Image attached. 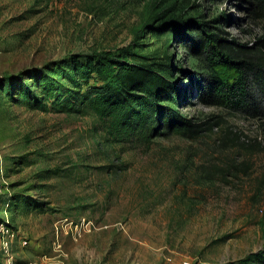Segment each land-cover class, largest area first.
Returning a JSON list of instances; mask_svg holds the SVG:
<instances>
[{"label":"rangeland","instance_id":"obj_1","mask_svg":"<svg viewBox=\"0 0 264 264\" xmlns=\"http://www.w3.org/2000/svg\"><path fill=\"white\" fill-rule=\"evenodd\" d=\"M247 7L0 0V264H238L264 249V115L204 103L210 70L192 44L153 34L170 11L257 57L264 18ZM126 48L171 57L185 95L175 109L201 124L197 138L113 143L94 114L31 105L46 81L69 85L60 69Z\"/></svg>","mask_w":264,"mask_h":264},{"label":"trees","instance_id":"obj_2","mask_svg":"<svg viewBox=\"0 0 264 264\" xmlns=\"http://www.w3.org/2000/svg\"><path fill=\"white\" fill-rule=\"evenodd\" d=\"M245 1L251 15L264 18V0ZM159 17L161 23L153 34L162 36L168 28L167 44L175 38L182 44L190 42L188 47L210 70L198 91L200 100L244 114L264 115V37L258 40V55L254 57V47L223 38L210 22L186 19L170 11ZM218 67L232 70L234 76L226 79ZM58 75L69 85L46 81L31 105L42 111L94 114L99 121L97 129L113 143H146L170 134L197 138L203 130L200 123L175 109L185 95L173 73L171 57L152 58L126 48L115 55L74 61ZM94 77L99 81L91 82ZM238 264H264V249Z\"/></svg>","mask_w":264,"mask_h":264},{"label":"built area","instance_id":"obj_3","mask_svg":"<svg viewBox=\"0 0 264 264\" xmlns=\"http://www.w3.org/2000/svg\"><path fill=\"white\" fill-rule=\"evenodd\" d=\"M169 261H172V259L169 257L168 258ZM171 264V263H169ZM182 264H192L190 260H183Z\"/></svg>","mask_w":264,"mask_h":264}]
</instances>
